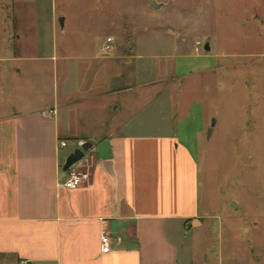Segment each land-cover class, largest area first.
<instances>
[{"label":"rangeland","instance_id":"obj_1","mask_svg":"<svg viewBox=\"0 0 264 264\" xmlns=\"http://www.w3.org/2000/svg\"><path fill=\"white\" fill-rule=\"evenodd\" d=\"M8 5L0 0L1 107L65 105L64 67L97 56L107 89L74 99L81 135L176 131L197 157L209 215L184 240L193 264H264V0H53L54 40L45 16ZM39 37L43 59L1 61L37 57Z\"/></svg>","mask_w":264,"mask_h":264},{"label":"crops","instance_id":"obj_2","mask_svg":"<svg viewBox=\"0 0 264 264\" xmlns=\"http://www.w3.org/2000/svg\"><path fill=\"white\" fill-rule=\"evenodd\" d=\"M8 1L7 8L32 9L37 19L45 16L54 40L53 0ZM40 39L37 57L14 51L1 61L43 59ZM63 59L73 61L68 55ZM95 59L81 57L77 65L64 67L65 105H0V264H193L192 246L184 240L209 218L199 198L197 157L172 130L81 135L74 99L107 89L108 76L102 86L97 83ZM125 79L121 74L120 80ZM131 89L127 85L114 91ZM172 118L166 119L170 129ZM106 139L111 160L101 161L91 151L81 162L85 168L88 163V181L75 190L66 188L62 167L67 157L80 142L98 145ZM61 141H75L76 146L66 152L68 145L61 148ZM102 230L111 238L108 251L101 243Z\"/></svg>","mask_w":264,"mask_h":264},{"label":"water","instance_id":"obj_3","mask_svg":"<svg viewBox=\"0 0 264 264\" xmlns=\"http://www.w3.org/2000/svg\"><path fill=\"white\" fill-rule=\"evenodd\" d=\"M150 6L153 9H158L159 5L156 4L155 1H152ZM60 26L64 28V19H60ZM205 50H210L209 44H206ZM213 126L208 129L207 137L209 138L212 134ZM91 151H95L97 154V158L101 161H110L112 158L111 155V142L109 139L104 140L98 145H95L91 142H80L78 147L67 157L62 170L63 172H67L71 167L83 161L87 154ZM236 205L235 203H233Z\"/></svg>","mask_w":264,"mask_h":264},{"label":"built area","instance_id":"obj_4","mask_svg":"<svg viewBox=\"0 0 264 264\" xmlns=\"http://www.w3.org/2000/svg\"><path fill=\"white\" fill-rule=\"evenodd\" d=\"M113 43V39H107V48H111ZM51 115H55V111H50ZM68 143L66 141L60 142V147L65 148L67 147ZM82 162V161H81ZM77 163L73 167H71L67 172V178L64 182V186L70 190H75L85 184L89 179V173L83 164ZM101 243L105 251L110 249L111 238L109 236L108 231L102 230L101 231ZM21 264H27L22 262Z\"/></svg>","mask_w":264,"mask_h":264}]
</instances>
